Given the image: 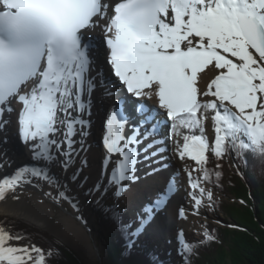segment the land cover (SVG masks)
Masks as SVG:
<instances>
[{"label": "snow or ice", "instance_id": "1", "mask_svg": "<svg viewBox=\"0 0 264 264\" xmlns=\"http://www.w3.org/2000/svg\"><path fill=\"white\" fill-rule=\"evenodd\" d=\"M97 29L103 69L92 36ZM101 90L130 95L133 112L117 101L107 113L90 182L74 165L89 163L81 153L91 147L86 139ZM10 134L27 148L30 163L14 167L0 149V171L12 169L0 177V202H19L26 186L39 188L86 224L82 198L100 207L108 197L126 199L141 180V155L166 158L171 141L180 160L195 162L185 171L199 214L203 198L213 199L202 184L210 179V155L264 157V0H0V143ZM157 172L152 167L147 175ZM154 179L152 198L130 220L115 205L106 209L129 251L176 195L172 179ZM19 214L30 217L26 208ZM179 215L187 219L183 207ZM178 238L183 264H192L203 241ZM25 239L0 225V264H54L55 250L19 243Z\"/></svg>", "mask_w": 264, "mask_h": 264}, {"label": "trees", "instance_id": "2", "mask_svg": "<svg viewBox=\"0 0 264 264\" xmlns=\"http://www.w3.org/2000/svg\"><path fill=\"white\" fill-rule=\"evenodd\" d=\"M235 157L244 177L238 170L232 171L226 160L209 156L207 168L210 179L207 182L216 191L236 198L233 204L223 200H216L215 203L220 212L230 213L238 230L223 229L208 223L207 233L214 239L209 241L202 238L203 243L199 245L192 264H264V157L250 152L235 153ZM112 205L116 206L123 221L130 220L120 200L108 197L104 207L93 203V213L107 242L109 264L175 263L162 253L161 246L150 236L144 243H137L131 251L127 250L121 226L113 222L110 211L106 210ZM2 224L9 226L13 233L24 235L26 239L23 243L55 250L54 264H84L72 249L30 222L11 219L10 224ZM194 236L195 233L191 234L187 240L194 241ZM180 253L183 264L185 257Z\"/></svg>", "mask_w": 264, "mask_h": 264}, {"label": "bare ground", "instance_id": "3", "mask_svg": "<svg viewBox=\"0 0 264 264\" xmlns=\"http://www.w3.org/2000/svg\"><path fill=\"white\" fill-rule=\"evenodd\" d=\"M92 36L94 37L95 42L98 46L96 49L97 63L100 65V68L103 69L104 68L103 60H104L105 52L102 47H99L103 39V35L100 32V30L97 29L95 32L92 33ZM121 94L122 91L114 96H107L101 90L100 94L93 100L92 120H93L94 129L89 130L90 135L86 139V144L90 143L91 147H89L87 151L81 153V157L86 158L89 161V164L94 166V169L90 170L89 173L87 174V176L89 177V181L95 179V176L100 166L99 154L102 152V145L100 143L101 124L105 119L107 113L112 109L113 104L117 101V99L120 98ZM126 96H128V98L131 99V104L133 105L134 98L130 97V95L128 94H126ZM146 103H148L152 107H156L154 101H146ZM131 104L130 107L133 108ZM132 112L133 109L132 110L130 109V113ZM210 131H212L211 128ZM173 148L174 145L170 143L169 151L171 154L168 153L169 151L167 152L169 159L168 158L160 159L159 157H153L151 160L148 161L142 160V163L138 165L139 167L138 174L141 175V180L137 181V183L132 186L131 190L127 194L129 208L131 209L133 208L136 210L135 212H138L141 209V207L152 198L153 190L157 186V181L154 179V177H159L161 180L167 177L169 179H172L176 184L177 191L172 202L165 210L159 212L158 215H156V217L152 220V222L145 227L146 230L144 229L143 233H145L148 229H155V228L157 229L156 231L158 232L159 231L161 232L163 230L174 231L175 223L177 222V220H180V222H182V217L179 215L180 208L183 207L186 210L187 204L188 206L192 204L191 198L189 196L191 190H187L185 187V179L187 180L186 184L189 183V178L187 175V171H185V169H187L188 167H196V165L194 164L192 166L190 160H186V161L180 160L176 156L175 152L172 150ZM0 149L7 152L8 156L13 161L14 167L22 166L24 164L30 163L29 152L27 148L18 140L15 134H10L9 139L5 143H0ZM163 155L165 156V154ZM77 159L80 160L81 158L78 157ZM156 160H158L159 162L154 164L153 161ZM77 164H75L74 167ZM164 165H167V167H164ZM152 167H159L160 172L153 173V175H147V173L151 171ZM11 172H12L11 168L6 169L4 171H0V177L6 174L10 175ZM59 174L61 176L67 175L70 177L69 173L60 172ZM173 174L174 177H172ZM28 187L30 186H26V189ZM46 190L50 191L51 189H46ZM44 198H46V196L44 195H35L29 198L28 200L21 198V201L19 202L15 200L0 202V214H9L12 216H16L18 218H25L26 220L28 219V221L41 224V226L40 225L38 226L42 227L43 225L49 222L52 215V209L50 206L44 204ZM41 200H43V203L39 202ZM21 208L28 209L30 212V217L21 216L19 214V210ZM132 211L134 214V210ZM190 216L191 215L187 214L188 219L190 218ZM195 223H198V220L191 218L190 221H188L185 224V226L186 227L191 225L193 226ZM42 228L45 229L44 230L45 232L53 235L55 238L61 241L62 238L54 235L53 232L51 233L50 231L46 230L45 227ZM62 240L65 241L64 239ZM63 241L61 242L65 244ZM105 245L107 250V243Z\"/></svg>", "mask_w": 264, "mask_h": 264}, {"label": "rangeland", "instance_id": "4", "mask_svg": "<svg viewBox=\"0 0 264 264\" xmlns=\"http://www.w3.org/2000/svg\"><path fill=\"white\" fill-rule=\"evenodd\" d=\"M211 132L212 131H210L209 127L206 128L205 135L207 136L209 141H211L214 137V133L213 132L211 133ZM194 134H199V130H196V132ZM221 159L224 161L226 160L228 162L229 167L231 168L232 171H234L235 169L240 170L239 166L237 165V167H236V165L234 164V158H233V155H231V153L228 152ZM190 163H192L191 164L192 166L195 164V162H193V161H190ZM75 167L81 168L82 176L87 175L89 172L87 165H83V164L78 163ZM191 168H194V167H188L187 169H191ZM93 169H91V170H93ZM193 175L194 176H200L202 174L201 173H193ZM186 181L187 180L185 179L186 189L192 191L190 186H188L189 183L186 184ZM202 184L206 188V190L212 192L213 199H212V201H208L206 196L203 198V203L199 208V214H193L192 204L190 206H188V204H187V209H186L187 212L186 213L191 215V216L189 219L188 218L187 219L182 218V222H180V220H177V222L175 223L174 231L163 230L161 232L160 231L158 232V231H156L157 230L156 228L150 229V230L148 229V231H146V235L143 233L141 234V236L139 237V240H137L138 241L137 243H141V244L144 243L142 241L143 238L149 234L150 235L152 234L151 237H153V240L156 241L161 246L162 251H163L162 253L164 255H167V257L169 259H173L175 262L174 264H182V260L179 256V253L181 251H179V252H177V251L181 250L178 237H179L180 233H183V231H184V234L185 233L187 234V237L190 236L191 234L195 233L193 240L194 241H201L204 236L201 234H198V233H202L204 231L207 232L208 223H213L214 225L221 227L223 229L226 228L229 230H235V229L238 230V227L235 226V223H234L235 221L232 219L230 213L228 215L224 212H220L217 209L216 203H215L216 200H223V201H227L230 204H233V203H235L236 198L231 196V195L226 196L224 193L216 191L207 182L202 181ZM35 195H43V194L39 188L34 189L31 187H28L26 190H24L22 192L21 197L28 200L29 198H31L32 196H35ZM83 199L85 201V198H83ZM120 201L123 202V206L125 205L127 208H129L127 198L126 199H120ZM85 202L86 203L83 205V208H82V213H83V217L87 221V223L86 224L84 223V225L88 229V231L91 232L92 237L88 236L87 230L84 227V225L81 223V221L76 219V216L78 215V213H76V211L70 205H68L67 203H61L63 206V209H62L57 204L60 207L59 208L56 205V203H54L48 197L44 198V204L51 207L52 215H51L49 222L47 224L43 225L42 227H45L46 230L50 231L51 233L53 232L54 235L64 239L69 244H71V246L74 248L75 251L73 249L72 250L78 255V257L81 259V261L84 264H109L108 251L106 250V245H105L106 241L103 238V236L101 235V233L98 231L97 221H95V218H93V214L90 212L89 202L88 201H85ZM129 204H130V202H129ZM65 208H66V210H65ZM68 210L70 211V213L68 212ZM132 210H134V212L136 211L133 208H132ZM132 215H133V213H132ZM191 218L198 220V223H195L193 226L191 225V226L186 227L185 224L188 221H190ZM8 219H10V220H8ZM11 219L17 220V221H19V220L28 221V219L26 220L25 218H18L16 216H12L9 214H0L1 224H2V222H5V223L8 222L10 224ZM28 222H31V221H28ZM31 223H34V222H31ZM34 224H37V223H34ZM37 225L41 226V224H37ZM172 228H173V226H172ZM153 232L154 233L156 232L155 234H157V235H154ZM51 236H53V235H51ZM168 239H172L171 244L165 243V242L169 241ZM57 240H59V239H57ZM164 243L166 244V246L164 245ZM97 248H98V251H97ZM180 255H181V253H180Z\"/></svg>", "mask_w": 264, "mask_h": 264}, {"label": "water", "instance_id": "5", "mask_svg": "<svg viewBox=\"0 0 264 264\" xmlns=\"http://www.w3.org/2000/svg\"><path fill=\"white\" fill-rule=\"evenodd\" d=\"M40 227V226H39ZM40 228H42V227H40ZM43 230H45L44 228H42ZM61 241H63L62 239H61ZM65 244H66V246H68L69 248H71V249H73L74 250V248L71 246V244H69L68 242H66V241H63ZM75 251V250H74ZM97 251H98V249H97Z\"/></svg>", "mask_w": 264, "mask_h": 264}]
</instances>
